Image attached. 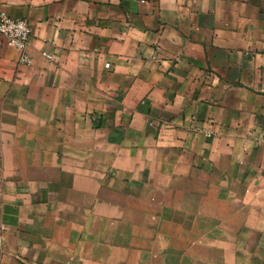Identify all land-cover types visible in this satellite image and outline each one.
Segmentation results:
<instances>
[{"label": "crops", "instance_id": "1", "mask_svg": "<svg viewBox=\"0 0 264 264\" xmlns=\"http://www.w3.org/2000/svg\"><path fill=\"white\" fill-rule=\"evenodd\" d=\"M0 11V264H264V0Z\"/></svg>", "mask_w": 264, "mask_h": 264}, {"label": "built area", "instance_id": "2", "mask_svg": "<svg viewBox=\"0 0 264 264\" xmlns=\"http://www.w3.org/2000/svg\"><path fill=\"white\" fill-rule=\"evenodd\" d=\"M0 35H2L9 46L19 51V63L30 64L31 57L27 52L30 41L31 27L27 20L16 19L5 11H0ZM42 55L47 60H52L53 56L48 52Z\"/></svg>", "mask_w": 264, "mask_h": 264}]
</instances>
